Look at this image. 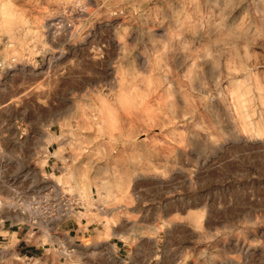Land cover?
Returning <instances> with one entry per match:
<instances>
[{
	"label": "rangeland",
	"instance_id": "rangeland-1",
	"mask_svg": "<svg viewBox=\"0 0 264 264\" xmlns=\"http://www.w3.org/2000/svg\"><path fill=\"white\" fill-rule=\"evenodd\" d=\"M0 42V224L19 245L264 264V0H0Z\"/></svg>",
	"mask_w": 264,
	"mask_h": 264
},
{
	"label": "crops",
	"instance_id": "crops-1",
	"mask_svg": "<svg viewBox=\"0 0 264 264\" xmlns=\"http://www.w3.org/2000/svg\"><path fill=\"white\" fill-rule=\"evenodd\" d=\"M89 225H91V223L89 222L83 224V222L79 220L73 221L72 226H66V231L68 232V234L73 233V231H75L78 237L81 235L85 236L90 230L89 228H87V226ZM29 230L30 229L28 228L26 234H28ZM22 231L23 230L20 226L14 228L11 224H0V264L9 263L7 262L6 258L8 252H14L15 256H17V260L14 264H53V259L56 255V248H46L40 243H26L19 245L18 242L24 239V235L21 236ZM18 251L20 255H16Z\"/></svg>",
	"mask_w": 264,
	"mask_h": 264
},
{
	"label": "built area",
	"instance_id": "built-area-1",
	"mask_svg": "<svg viewBox=\"0 0 264 264\" xmlns=\"http://www.w3.org/2000/svg\"><path fill=\"white\" fill-rule=\"evenodd\" d=\"M0 67H2V63L0 62Z\"/></svg>",
	"mask_w": 264,
	"mask_h": 264
},
{
	"label": "bare ground",
	"instance_id": "bare-ground-1",
	"mask_svg": "<svg viewBox=\"0 0 264 264\" xmlns=\"http://www.w3.org/2000/svg\"><path fill=\"white\" fill-rule=\"evenodd\" d=\"M11 204V203H10ZM16 204V203H15ZM120 234V233H119Z\"/></svg>",
	"mask_w": 264,
	"mask_h": 264
}]
</instances>
